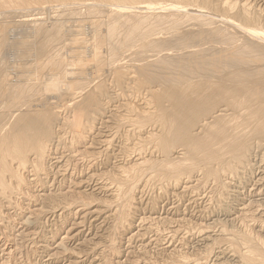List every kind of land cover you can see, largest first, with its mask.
<instances>
[{
	"label": "bare ground",
	"instance_id": "obj_1",
	"mask_svg": "<svg viewBox=\"0 0 264 264\" xmlns=\"http://www.w3.org/2000/svg\"><path fill=\"white\" fill-rule=\"evenodd\" d=\"M208 2L0 0V55L9 44L10 28L5 18L13 13L55 10L69 14L49 22L24 21L25 38L0 73V207L16 208L14 195L26 197L34 189L44 188L53 146H67L69 140L68 152L76 157L79 146L97 133L98 121L112 101L107 77L113 76L112 82L122 86L126 75L123 63L135 69L136 76L129 77L133 84L131 93L139 96L145 92L146 98L142 99V109L124 102L123 113L113 118L114 138L125 130H120L123 125L131 127L123 133L122 151L125 159L136 158L134 163L127 160L125 165L114 166L111 172L100 175L104 184H99L97 190L108 193L111 199L97 203L113 213L115 229L133 226L130 209L143 184L185 185L194 173H201L205 183L211 181L224 192L227 183L223 178L239 179L249 173L254 152L261 150L264 159V10L260 14L252 6H243L248 0L242 6L224 2L216 9H208ZM189 6L198 9L189 13ZM81 9L92 35L88 40L79 38L80 28L71 29L69 24ZM139 134L141 137H137ZM113 137L106 139V147L112 144ZM147 152L152 159H147ZM109 155L106 162L101 153L85 150L80 160L105 164L110 162ZM26 169L37 177L35 186L23 177ZM35 195L29 196V201H36ZM64 195H45L42 202L53 207L51 210L64 202L65 211L76 202L84 207L95 202ZM4 220L0 211V223ZM26 223H30L29 219ZM225 228L219 238L236 256V263L264 264L263 240L248 232ZM12 255L10 250L0 251V258L5 256L8 264ZM181 259L184 263L186 257Z\"/></svg>",
	"mask_w": 264,
	"mask_h": 264
},
{
	"label": "rangeland",
	"instance_id": "obj_2",
	"mask_svg": "<svg viewBox=\"0 0 264 264\" xmlns=\"http://www.w3.org/2000/svg\"><path fill=\"white\" fill-rule=\"evenodd\" d=\"M208 1L209 2L206 4L207 8L211 9L215 6L214 9H216L219 8V4L223 5L224 2L239 3L238 5L240 6L242 2H246L247 0ZM243 4V6H252L251 8L256 12L258 10L260 14L264 10V0H248V2ZM255 8L257 9L255 10ZM197 9L198 7L194 8V6L186 7L189 13H195ZM19 11L15 14L10 12L13 14L5 18V21L9 24L10 34L8 33L7 35V40L9 41L8 47L3 48L5 49L4 51L1 50L3 53L0 55V59L2 58L3 60H0L2 61V64L0 62V73L4 70L9 61L13 60V55L17 51L18 43L25 38L27 26L23 25L24 21L43 20L49 22L53 18L59 16H61L60 18H64L66 15H69L68 13H62L60 11L55 12V10ZM263 12L262 15H264ZM77 15L78 16L74 15V18L69 22L70 28L76 29L79 27L81 35L78 37L80 38L83 36L88 40L92 35L88 25L85 23V12L81 9ZM1 20L0 18V21ZM22 28L24 29L20 31ZM10 38L13 39L11 40ZM72 38H75L74 34ZM6 54L8 55L6 56ZM3 55H5V57ZM14 60L16 61L17 59L15 58ZM122 66H124L126 72L122 86L118 84L115 85L112 82L111 78H113V76L109 75L107 77V84L111 83V85L109 84L108 91L109 94L111 93L112 101L106 106V114L100 118V122L98 121L95 130L98 134L94 133L89 139L90 141L79 146L74 154L77 155L76 157H72L68 152L67 147H69L70 144V142H68L69 140H67V146H53V149H51L53 154L48 160V173L44 180V188H36L33 192L28 193L29 196H34L36 194V201H29V196L25 197V195H19L18 193L12 198L13 202L16 203L18 207L11 208L5 205V207H0V211L5 216L4 222L0 223L2 224L0 226V251H11L13 255L9 264H238L236 263V256L231 253L226 242L220 241L221 229L226 227V230H233L235 228L234 230L238 232H248L252 237H259L260 240L264 241V159L261 155L262 152L260 153L261 150H255L256 152L253 153L252 169L249 173L242 175L239 179L225 180V178H223L224 184L226 182L227 188H229L228 190L225 188V191H222L223 193L220 192V189L215 187V184H212L211 181L205 183L203 181V176H200L201 173H194V178L186 181L187 184L185 185L172 183L160 185L155 182H152V184H143V187L137 191L134 203L130 209L132 225L136 229L133 226H130V229L129 227L119 230L115 229V216L113 213L111 215L110 212H107L108 210L100 206V203H97L100 202V200L111 199L108 193L97 190L99 184H104L103 181H100V175L104 174V172L105 174L111 172L110 170L114 166L125 165L127 160H132L133 163L136 160L135 157L125 159L122 151L124 150V148H122V143L125 139L123 133L124 131L132 130L131 127L123 125L120 130H125L117 132L119 135L115 136V138L112 132L114 131L112 128L115 122L113 118L115 115L118 116L123 113L122 111L125 109L123 107L125 105L124 102H127L126 104L130 102L129 105H135V107L142 109L144 108V101L142 99L146 98V96H143L145 92H142L139 96H135L131 93V86L133 84L129 77L136 76L134 75L135 69L132 68V65L129 66L127 63H123ZM48 99H51V97H48ZM120 105L122 106L120 107ZM111 136L113 137L112 144L106 147L104 145L105 141L106 139H110ZM137 137H141V135L139 134ZM131 143L134 144L132 141ZM84 149L87 150V152L101 153V155H103V160L106 162L108 161V156L106 155L112 153L110 154L112 155L109 160L110 164L106 162L102 164L101 161H94L93 159L80 160L82 158L81 154L85 151ZM149 154L150 152H147L145 156L150 160L152 158L148 156ZM23 177H26L27 182H30L32 186L37 184V177L31 169L24 170ZM182 186L184 188H182ZM60 194H65L64 198L73 196V198L76 197L78 200L86 199L87 201H92L91 199H93L95 202L86 207L76 202L73 207L67 211L62 209L65 206L63 202L59 208L53 209L57 212L52 214L51 212L53 210L51 209L53 207L43 204V196H59ZM24 207L28 209V211ZM39 207L41 209L43 207L45 210H41ZM7 214L10 215L8 216ZM255 216L258 217H256L257 220ZM10 219H15L16 222L14 221L15 223H11L12 220ZM25 219H29L30 223L27 224ZM172 231H174V233ZM5 232L9 237L5 235ZM213 242L216 243L213 244ZM208 248L211 250L206 251ZM170 252L173 256H170ZM174 253H176V255ZM186 253H188V255ZM183 256L184 258L186 257V259L188 258L187 260L185 259L184 263L181 259ZM4 257L5 256L0 258V264H8L4 260ZM177 257L180 262L177 260Z\"/></svg>",
	"mask_w": 264,
	"mask_h": 264
}]
</instances>
